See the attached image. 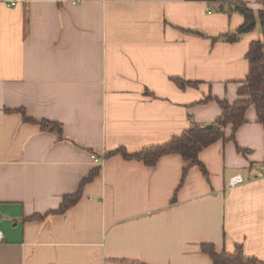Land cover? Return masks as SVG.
<instances>
[{
	"label": "crops",
	"instance_id": "crops-1",
	"mask_svg": "<svg viewBox=\"0 0 264 264\" xmlns=\"http://www.w3.org/2000/svg\"><path fill=\"white\" fill-rule=\"evenodd\" d=\"M221 5L0 0V264H213L204 244L264 261V124L254 106L234 140L201 152L210 182L195 167L181 185L177 154L155 167L107 157L213 126L218 101L239 100L263 34L215 41L244 23ZM97 168L79 203L51 215Z\"/></svg>",
	"mask_w": 264,
	"mask_h": 264
},
{
	"label": "trees",
	"instance_id": "trees-1",
	"mask_svg": "<svg viewBox=\"0 0 264 264\" xmlns=\"http://www.w3.org/2000/svg\"><path fill=\"white\" fill-rule=\"evenodd\" d=\"M220 3H222L221 9L223 11L236 12L242 15L244 17V23L233 35H225L216 38L215 41L223 40L228 43H236L243 35L255 32L258 27L261 28L263 34V40L252 42L250 45L248 53L250 72L243 86L239 89V100L232 105L225 100L218 101L223 110V114L213 124L212 128L194 124L184 134L174 137L167 144L151 146L134 153L128 152L125 148H120L109 152L107 154L108 158L121 156L126 161H138L149 167H155L162 157L177 154L184 161L181 185L184 184L188 172L195 167H198L206 180L210 182L209 172L200 159L201 152L217 141L223 140L226 142L234 140L235 133L247 122L246 114L251 106L256 108L259 121L264 124V0H262L263 9L258 13L244 2L220 0ZM176 82L183 88L198 86V83L195 82H184L181 80H176ZM18 112L21 113L26 123L39 125L43 131L62 133V128L58 123L48 121L38 122L27 116L25 111L20 110ZM228 127L232 128V136L229 139L225 134V130ZM100 172L101 168L90 172L82 180L78 191L65 196L59 209L50 214L63 215L79 203L84 188L93 182L99 176ZM34 217L30 219L34 220ZM202 252L211 258L213 264H264V261L258 260L257 258L245 256L240 246H237L236 250L230 253L226 250L219 252L215 246L204 244L202 246Z\"/></svg>",
	"mask_w": 264,
	"mask_h": 264
},
{
	"label": "built area",
	"instance_id": "built-area-1",
	"mask_svg": "<svg viewBox=\"0 0 264 264\" xmlns=\"http://www.w3.org/2000/svg\"><path fill=\"white\" fill-rule=\"evenodd\" d=\"M263 170V174H264V167L262 168ZM244 182V179L242 176H235L234 178H232L229 183H228V186L229 187H235L237 186L238 184H241ZM2 240V235L0 234V241Z\"/></svg>",
	"mask_w": 264,
	"mask_h": 264
},
{
	"label": "water",
	"instance_id": "water-1",
	"mask_svg": "<svg viewBox=\"0 0 264 264\" xmlns=\"http://www.w3.org/2000/svg\"><path fill=\"white\" fill-rule=\"evenodd\" d=\"M213 126H209L208 128H212Z\"/></svg>",
	"mask_w": 264,
	"mask_h": 264
}]
</instances>
